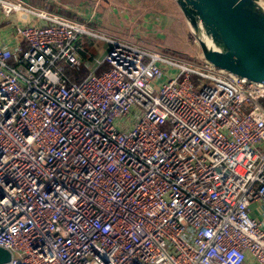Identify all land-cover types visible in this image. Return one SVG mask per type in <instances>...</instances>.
I'll use <instances>...</instances> for the list:
<instances>
[{
	"label": "built area",
	"instance_id": "1",
	"mask_svg": "<svg viewBox=\"0 0 264 264\" xmlns=\"http://www.w3.org/2000/svg\"><path fill=\"white\" fill-rule=\"evenodd\" d=\"M0 11L15 30L0 42L4 264H264L250 213L264 204V82L108 36L93 16ZM82 35L109 49L77 80Z\"/></svg>",
	"mask_w": 264,
	"mask_h": 264
},
{
	"label": "water",
	"instance_id": "2",
	"mask_svg": "<svg viewBox=\"0 0 264 264\" xmlns=\"http://www.w3.org/2000/svg\"><path fill=\"white\" fill-rule=\"evenodd\" d=\"M176 2L190 21L207 61L237 76L264 82V9L259 0ZM206 36L218 50L208 46ZM10 260L11 252L0 247V264Z\"/></svg>",
	"mask_w": 264,
	"mask_h": 264
},
{
	"label": "rangeland",
	"instance_id": "3",
	"mask_svg": "<svg viewBox=\"0 0 264 264\" xmlns=\"http://www.w3.org/2000/svg\"><path fill=\"white\" fill-rule=\"evenodd\" d=\"M64 4V11H67L71 19L80 21H87L89 17L88 12L92 9L97 14H102L105 19L101 16L93 18V24L91 25L101 33L107 34L111 37H122L130 39L134 37L135 40H145L152 46L161 51V53L169 58L184 60V61H195L201 49L198 41L193 32V28L190 21L186 18L179 5L176 7L175 0H162V9H159L163 13H167L168 18L172 21L166 20L169 25L162 28L161 31H150L148 29L138 28L140 24H129V16H125L123 12H126L132 6H138L135 11H132L133 15H140L142 9L146 6L153 5L155 2L160 3V0H59ZM169 6H168V3ZM262 7H264V0H259ZM125 3V4H123ZM111 6L109 9V5ZM131 5V6H129ZM129 7V8H128ZM160 7V6H159ZM158 7V8H159ZM108 9V10H107ZM175 11L172 15L170 10ZM158 10V11H159ZM110 11V14H109ZM145 13H143V16ZM14 17V16H13ZM17 19V18H16ZM165 21V22H166ZM145 30V31H143ZM147 33V35H145ZM202 34H200L201 36ZM88 41L93 42L99 49H96V58L93 60L92 65L97 59H103L109 49V44L100 42L99 39L89 38L85 35L79 36L77 44L84 45ZM177 69L173 70V73H177Z\"/></svg>",
	"mask_w": 264,
	"mask_h": 264
},
{
	"label": "crops",
	"instance_id": "4",
	"mask_svg": "<svg viewBox=\"0 0 264 264\" xmlns=\"http://www.w3.org/2000/svg\"><path fill=\"white\" fill-rule=\"evenodd\" d=\"M27 3L29 4H32L34 5L33 3L25 0ZM96 2H98L99 0H95ZM169 2V0H166ZM43 5L42 6H37V5H34V6H37V7H47L49 11L51 12H58V11H61V12H58V13H61L65 16H70L69 13H67V11H64V4H62V2H60L59 0H43ZM167 2V3H168ZM162 0H160V3L157 4L156 2L153 4V5H149V6H146V8L142 9V11L140 12L141 14L140 15H133L132 11H135L138 7V6H132V9L129 8L126 12H123L122 13L125 15V16H129V24H134V26H136L135 24H140L138 26V28H141V29H148L150 31H156V32H159L162 30V28H164L166 25H169V23L166 21V20H169V21H172L171 18H168V15H166L167 13H163L161 12L159 9H162ZM175 5L176 7L178 6V3L176 2L175 0ZM125 4V3H123ZM115 5V4H113ZM112 4L109 5V7H107L108 9L113 6ZM131 6V5H129ZM160 6V7H159ZM168 6H169V3H168ZM171 6V5H170ZM169 6V7H170ZM159 7V8H158ZM107 9V10H108ZM159 10V11H158ZM171 14L173 15L175 11H173L172 9L170 10ZM143 13H145V15L143 16ZM109 14H110V11H109ZM88 15L89 16H93V18H95L96 16H101V18L105 19L104 16L102 14H97L96 15V12L90 10L88 12ZM17 17H13L12 20L15 21V24H24L25 21L22 20V21H19L18 19H16ZM17 20V21H16ZM166 21V22H165ZM3 22V15L0 11V42L1 43H5L6 41L8 42L9 38H11L14 34H15V30L13 27H10L8 26L7 24L5 23H2ZM21 22V23H20ZM2 24H4L2 26ZM145 31V30H143ZM147 35V33L145 34ZM12 42V41H11ZM17 42H20L21 43V40H19L18 38H16L15 40H13V42L11 43L12 45L14 44H17ZM77 46H79L77 44ZM95 47V49H98L97 45H93ZM93 63L90 62V64ZM89 63H86V68L88 66ZM88 69V68H87ZM90 69H88L89 71ZM88 71L86 70V73L84 74V76H86V74L88 73ZM250 213H251V216L258 219L262 225L264 226V204L262 203H256V204H253L251 206V209H250ZM245 264H256L255 260L251 257V256H248Z\"/></svg>",
	"mask_w": 264,
	"mask_h": 264
},
{
	"label": "trees",
	"instance_id": "5",
	"mask_svg": "<svg viewBox=\"0 0 264 264\" xmlns=\"http://www.w3.org/2000/svg\"><path fill=\"white\" fill-rule=\"evenodd\" d=\"M27 1L33 3L34 5H37V6L43 5V2H42L43 0H27ZM58 12H61V11H58ZM59 14H61V13H59ZM93 45L94 44L91 41H88L84 45H79L80 46V53L83 56V59L86 63H90L96 58L95 51H97V50L95 49V47ZM86 70L88 71V69L86 67H83L80 71L71 70L69 72V75L72 77H75L77 80H81L84 77Z\"/></svg>",
	"mask_w": 264,
	"mask_h": 264
},
{
	"label": "bare ground",
	"instance_id": "6",
	"mask_svg": "<svg viewBox=\"0 0 264 264\" xmlns=\"http://www.w3.org/2000/svg\"><path fill=\"white\" fill-rule=\"evenodd\" d=\"M47 9H48V8H47ZM263 9H264V7H263ZM201 37H202V39H204L202 35H201ZM204 37H205V36H204ZM205 40H206V39H205ZM207 44L210 45V44H211V41L208 40V41H207ZM210 46H211V45H210Z\"/></svg>",
	"mask_w": 264,
	"mask_h": 264
}]
</instances>
